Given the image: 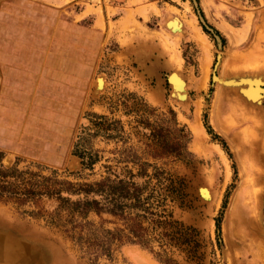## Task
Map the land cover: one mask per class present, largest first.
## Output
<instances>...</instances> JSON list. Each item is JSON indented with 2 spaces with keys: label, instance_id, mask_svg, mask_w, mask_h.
<instances>
[{
  "label": "rangeland",
  "instance_id": "374dc122",
  "mask_svg": "<svg viewBox=\"0 0 264 264\" xmlns=\"http://www.w3.org/2000/svg\"><path fill=\"white\" fill-rule=\"evenodd\" d=\"M3 1L0 48L38 46L28 39V21L8 39ZM35 1L95 24L101 37L91 78L74 97L47 96L41 87L55 79L23 83L17 70L22 88L7 97L0 70L2 169L71 183L130 178V171L137 183L148 182L143 197L153 206L155 171L163 170L173 189L164 204L171 225L153 230L145 221L149 242H77L64 231L71 225L63 227L66 210L55 198L0 200L2 263L264 264V101L245 94L251 80H264V0ZM80 57L88 58L60 51L55 59L78 70ZM15 58L2 53L0 64ZM54 62L49 53L47 65ZM99 77L105 82L97 91ZM175 142L178 157L167 151ZM101 219L115 226L108 214L87 217Z\"/></svg>",
  "mask_w": 264,
  "mask_h": 264
},
{
  "label": "trees",
  "instance_id": "16d2710c",
  "mask_svg": "<svg viewBox=\"0 0 264 264\" xmlns=\"http://www.w3.org/2000/svg\"><path fill=\"white\" fill-rule=\"evenodd\" d=\"M176 157L182 155L181 145L173 143ZM130 178L107 176L92 183L60 182L49 177L38 178L36 174L22 172L17 169L4 170L0 164V200L12 201L19 205L37 204L42 197H52L59 202V209L66 210L63 227L65 232L71 231L70 237L77 242H99L98 244L111 245L113 242H149L147 237L148 227L143 223L148 221L153 230L165 229L171 225L167 219L164 204L168 193L172 192V184H165L168 180L164 171L156 169L157 182L154 190L158 194L157 203L153 206L148 204V198L143 193L148 187V182L137 183ZM140 174V173H139ZM143 174V172H142ZM153 189V188H152ZM63 192L66 195H63ZM72 195L77 196L71 199ZM95 213L101 217L108 214L115 218L113 228L103 226L104 219L100 224L87 220L89 213ZM61 216L60 213L56 214ZM162 237L168 238L170 233L159 232Z\"/></svg>",
  "mask_w": 264,
  "mask_h": 264
},
{
  "label": "crops",
  "instance_id": "0c3cea01",
  "mask_svg": "<svg viewBox=\"0 0 264 264\" xmlns=\"http://www.w3.org/2000/svg\"><path fill=\"white\" fill-rule=\"evenodd\" d=\"M44 2L40 4L35 0H4L1 5V19L7 23L8 39L12 37V33L19 25H27L28 21L32 27L29 26L32 30L28 39L32 42H40L38 46H26L22 52L14 50L10 45L11 42L8 46L0 48V54L16 57L14 61L9 59L6 63L0 64L3 87L6 88L3 95L7 97L16 94V90L22 88L19 79L14 75L16 70L23 72L19 74L23 83L29 79L33 83L37 81L42 86L47 85L49 80L55 79V84L41 88L48 89L47 96H59L62 99L79 95L80 82L82 80L86 82L91 78V56L96 53V40L101 37V29L95 24L87 23L84 18H69L56 4L49 1ZM21 17L26 20L25 23L20 19ZM13 24L15 25L12 27ZM60 51L64 52L66 56L78 54L79 56L87 55L88 58L80 57V64L77 65L78 70H74L73 63H70L68 58L66 59L68 64L61 67V63L57 58L55 59ZM49 53L55 62L47 65L46 58ZM21 56L28 58L25 57L24 62H20L19 57ZM44 58L45 62H43ZM70 61L73 62L71 57ZM79 68L82 70V76L79 74ZM64 71L68 72L64 74ZM59 74L61 77L58 79ZM66 78H69L71 82H66ZM33 86L36 90L33 92L43 94L40 87Z\"/></svg>",
  "mask_w": 264,
  "mask_h": 264
},
{
  "label": "bare ground",
  "instance_id": "6f19581e",
  "mask_svg": "<svg viewBox=\"0 0 264 264\" xmlns=\"http://www.w3.org/2000/svg\"><path fill=\"white\" fill-rule=\"evenodd\" d=\"M193 21V22H192ZM195 21L194 20H190V22H189V25H190V27H191V29H193V31H194V29L196 28H194V26L193 25H195V24H193ZM263 24H264V22H263ZM196 31H199V30H196L195 29V32ZM199 32H197L196 33V35H197V37H198V35H200V33L198 34ZM195 34V33H194ZM196 37V38H197ZM198 39H199V41H202V39L200 40V36L198 37ZM201 43V42H200ZM259 50V52L261 51L260 49H258ZM258 52V51H257ZM258 52V53H259ZM260 54V53H259ZM104 79L105 78H103V77H99L98 78V80H97V91H99L100 89H103L104 88ZM245 94H246V96L248 97V99H250L251 101H253L254 103H260V102H262V101H264V80L263 79H260V78H257V79H254V80H251L250 82H249V89L247 90V91H245ZM5 238V237H4ZM3 238V239H4ZM7 246V245H6ZM7 251H8V249L7 248H4L3 250H2V254H3V252L5 253V255H8V254H6L7 253ZM15 251H13V253H14ZM18 253V252H17ZM21 253V252H20ZM19 254V253H18ZM4 255V254H3ZM15 255V254H14ZM17 255V254H16ZM16 257V256H15ZM5 260H7V258H5V259H3V261H5ZM0 264H3L2 263V260H0Z\"/></svg>",
  "mask_w": 264,
  "mask_h": 264
}]
</instances>
